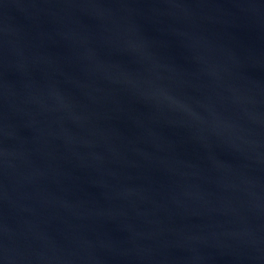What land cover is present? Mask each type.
<instances>
[{"label": "water", "instance_id": "obj_1", "mask_svg": "<svg viewBox=\"0 0 264 264\" xmlns=\"http://www.w3.org/2000/svg\"><path fill=\"white\" fill-rule=\"evenodd\" d=\"M0 264H264V0H0Z\"/></svg>", "mask_w": 264, "mask_h": 264}]
</instances>
